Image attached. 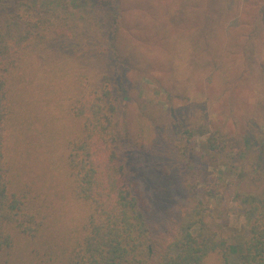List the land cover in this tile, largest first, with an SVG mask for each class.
<instances>
[{
	"label": "rangeland",
	"instance_id": "obj_1",
	"mask_svg": "<svg viewBox=\"0 0 264 264\" xmlns=\"http://www.w3.org/2000/svg\"><path fill=\"white\" fill-rule=\"evenodd\" d=\"M0 1V18L5 19L21 0ZM38 2L60 15L67 11L65 2L70 3L76 29L115 30L117 26L120 30L124 75L117 79L119 91L111 74L114 93L122 102L133 138L141 123L154 126L150 145L130 156L153 234L165 233L178 220L187 202L186 180L207 171L217 174L224 163L229 184L240 173H247L249 179L264 175V0H34ZM54 46L42 43L26 56L27 93L20 97L25 113L8 148L16 162L15 176L38 182L40 193L53 205L45 239L69 243L71 231L88 211L71 198L60 158L67 139L81 127L66 112L69 85L72 97L78 76L89 75L97 83L101 79L92 67L71 63L69 70L65 65H50L49 59L59 57ZM56 73L60 76H53ZM203 118L222 125L225 132L251 136L247 158H203L199 148L205 138L199 137H195L197 150L190 151L182 134ZM43 133L40 141L35 139ZM24 136L30 143L22 149ZM263 187L264 182L252 188L242 185L241 191L257 193ZM207 204L210 226L233 246L231 261L235 262L250 222L233 190L207 199ZM33 249L21 241L11 263L51 264L35 262ZM42 250L48 253L47 248ZM206 264L220 261L212 255Z\"/></svg>",
	"mask_w": 264,
	"mask_h": 264
},
{
	"label": "trees",
	"instance_id": "obj_2",
	"mask_svg": "<svg viewBox=\"0 0 264 264\" xmlns=\"http://www.w3.org/2000/svg\"><path fill=\"white\" fill-rule=\"evenodd\" d=\"M64 8L67 11L60 15L43 9L41 2L21 0L12 13L0 18V264H12L21 241L34 246L32 259L37 263L206 264L215 255L220 264H264V187L257 193L241 191L242 185L252 188L264 182V175L249 179L247 173H240L238 180L229 184L225 182V163L223 168L218 167L217 174L207 171L186 180L187 202L178 220L165 233L151 232L130 156L137 150H146L154 126L141 123L133 138L123 118L122 102L114 93L111 74H115L119 91L117 79L124 75L120 64L125 56L118 47L120 30L117 26L115 30L76 29L70 3L65 2ZM42 43L59 49V57L55 54V59H49L50 65H65L71 70L74 63L107 72H95L100 83L89 75L78 76L79 86L72 97L69 85L66 112L80 121L81 127L67 139L60 158L71 198L88 210L71 231L70 245L68 240L45 239L53 205L45 193H40L43 189L38 182L27 183L15 176L16 162L8 148L16 123L25 113L20 100L27 93L23 84L25 59ZM182 135L192 152L197 150L195 137L205 138L199 148L203 158L242 160L252 147L251 136L225 132L222 125L216 126L205 118L196 120ZM42 137L44 133L35 139L40 141ZM28 138L24 136L22 149L28 148ZM29 140L33 141V136ZM228 190L234 191V199L250 222L235 262L231 261L233 246L210 226L207 204V199L220 197ZM42 248H47L48 253Z\"/></svg>",
	"mask_w": 264,
	"mask_h": 264
},
{
	"label": "crops",
	"instance_id": "obj_3",
	"mask_svg": "<svg viewBox=\"0 0 264 264\" xmlns=\"http://www.w3.org/2000/svg\"><path fill=\"white\" fill-rule=\"evenodd\" d=\"M195 1H197V0H195Z\"/></svg>",
	"mask_w": 264,
	"mask_h": 264
}]
</instances>
